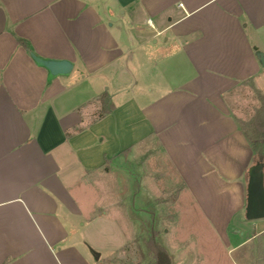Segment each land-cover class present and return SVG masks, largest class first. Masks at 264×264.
Listing matches in <instances>:
<instances>
[{
    "label": "crops",
    "instance_id": "0c3cea01",
    "mask_svg": "<svg viewBox=\"0 0 264 264\" xmlns=\"http://www.w3.org/2000/svg\"><path fill=\"white\" fill-rule=\"evenodd\" d=\"M263 35L264 0H0V264H110L130 239L114 215L122 238L96 244L109 215L89 178L151 138L240 264L264 218L231 228L253 164L232 95L261 90ZM18 38L73 71L48 82ZM103 93L114 109L90 116ZM174 249L172 264H200L199 248Z\"/></svg>",
    "mask_w": 264,
    "mask_h": 264
},
{
    "label": "rangeland",
    "instance_id": "374dc122",
    "mask_svg": "<svg viewBox=\"0 0 264 264\" xmlns=\"http://www.w3.org/2000/svg\"><path fill=\"white\" fill-rule=\"evenodd\" d=\"M260 48L264 54V35ZM256 79L257 86L264 93V68ZM243 85L242 90L232 95L233 108L241 114L239 120L249 121L260 107L261 101L253 79L247 80ZM98 102V105L92 108L90 116L99 111V106L100 110L102 109L101 102ZM107 171L108 173L101 171L89 178L97 182V185L94 190L88 189L86 197L102 199L99 203L103 204L97 207V213H102L103 210L109 215L98 219L95 223L97 226H91V229L96 226V231H93L97 235L96 244L101 249L109 252L116 239L119 241L122 238V232L118 234L115 229V222L112 220L114 215L119 216L121 225L130 239L119 253L109 258L110 264H150L153 261V255L146 243L147 229L151 223L150 212L155 213L154 224L159 231L158 239L172 255L171 258L177 255V250L174 249L176 246L181 248L189 245L203 252L200 264L213 262L210 258L207 260L208 248L214 249L208 257L213 255L217 264H227L221 248L225 247L224 242L220 243L214 237L209 223L185 189V184L153 138L132 149L130 153L120 156ZM136 179L140 183L138 193H135ZM180 196V203L177 204ZM133 198L135 206L131 204ZM178 215L180 220L177 219ZM239 222L245 227L249 221L239 214L233 220L231 228L239 227ZM231 256L237 258L240 264H264V236L253 239Z\"/></svg>",
    "mask_w": 264,
    "mask_h": 264
},
{
    "label": "trees",
    "instance_id": "16d2710c",
    "mask_svg": "<svg viewBox=\"0 0 264 264\" xmlns=\"http://www.w3.org/2000/svg\"><path fill=\"white\" fill-rule=\"evenodd\" d=\"M18 41L29 52L32 51L29 43L25 39L18 38ZM256 92L258 94L259 100L261 101L260 107L256 110V113L251 120H239L240 127L247 135L251 147L253 149V164H256L258 162L264 163V93H262V91H260L258 88H256ZM100 99L102 109L100 110L99 117H102L103 115L110 113L114 109V106L112 104H109L110 98L107 93H103L100 96ZM130 151L131 147H128L122 150L116 156L106 158L103 168L109 169L111 165L115 164L116 159L118 157L130 153ZM129 172L131 171L129 170ZM134 185L136 189L135 193H138V189L140 188V183L138 179L135 180ZM134 198L131 202L132 206H135ZM150 215L151 223L149 228L147 229L148 237L146 240V243L153 255V261L150 264H172L173 261L169 251L162 243H160L158 239L159 231L157 230L154 224V221L156 219L154 217L155 213L150 212Z\"/></svg>",
    "mask_w": 264,
    "mask_h": 264
},
{
    "label": "water",
    "instance_id": "95a60500",
    "mask_svg": "<svg viewBox=\"0 0 264 264\" xmlns=\"http://www.w3.org/2000/svg\"><path fill=\"white\" fill-rule=\"evenodd\" d=\"M30 56L40 67L47 70V81L51 82L58 76H68L74 69V63L67 59H53L40 56L31 51ZM260 62L264 65V54H257ZM247 197L245 217L248 220L264 218V163L251 164L248 169ZM99 258V254L96 255Z\"/></svg>",
    "mask_w": 264,
    "mask_h": 264
},
{
    "label": "built area",
    "instance_id": "2783aa9c",
    "mask_svg": "<svg viewBox=\"0 0 264 264\" xmlns=\"http://www.w3.org/2000/svg\"><path fill=\"white\" fill-rule=\"evenodd\" d=\"M147 23H148L149 26L153 27L151 19H148Z\"/></svg>",
    "mask_w": 264,
    "mask_h": 264
}]
</instances>
